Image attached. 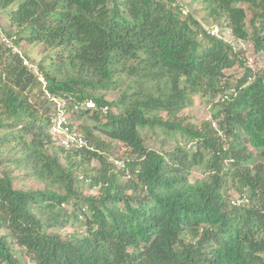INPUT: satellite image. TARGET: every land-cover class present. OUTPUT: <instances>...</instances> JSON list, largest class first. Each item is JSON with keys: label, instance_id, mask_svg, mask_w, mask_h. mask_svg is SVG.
Masks as SVG:
<instances>
[{"label": "trees", "instance_id": "obj_1", "mask_svg": "<svg viewBox=\"0 0 264 264\" xmlns=\"http://www.w3.org/2000/svg\"><path fill=\"white\" fill-rule=\"evenodd\" d=\"M193 1L218 35L179 0H0V264H22L15 246L29 264H264V70L224 38L264 55V0ZM21 34L51 53L50 71L8 47ZM236 66L246 70L232 85ZM192 96L215 104L219 129L179 117ZM57 100L99 123L86 127L93 150L54 147ZM147 127L185 140L171 161L146 144ZM94 130L121 144L123 168ZM7 163L46 188L16 189ZM199 166L207 177L191 182Z\"/></svg>", "mask_w": 264, "mask_h": 264}, {"label": "rangeland", "instance_id": "obj_2", "mask_svg": "<svg viewBox=\"0 0 264 264\" xmlns=\"http://www.w3.org/2000/svg\"><path fill=\"white\" fill-rule=\"evenodd\" d=\"M180 3L183 6L184 15L187 16L189 13L190 15H194L195 18H197L201 23L206 24L207 30L211 31V28L213 27L214 23L209 21L207 24L204 20V17L206 13L203 10V7L199 4L194 2L193 0H179ZM0 24L3 26V28H8V16L7 14L0 11ZM215 29V28H213ZM218 35V34H217ZM221 36V35H219ZM218 36V37H219ZM20 40L19 44L16 43L17 40ZM224 38L227 41H235V44H237L238 49L241 50L243 53V57L245 59V67L252 68L255 71H258L259 69L264 70V55L262 53H257L255 51V48L251 42H240L235 40L230 31L225 32ZM8 47L12 48L15 53H18L22 57L26 58L28 60V63L30 65H33L35 68V73L38 72L37 66H43L46 68V71H50L49 67L51 65V61L49 59L51 55L50 52H46L45 48L40 44H30L26 41L25 35H17L14 39H11V43L8 44ZM245 67L241 70V67H235L230 70H226L225 72V79H230L232 85L235 84V82L239 79V77H242L245 73ZM42 76V75H40ZM135 78V77H134ZM132 78V79H134ZM126 76L122 75V78L120 79L123 84H121L120 88L108 92L106 96L110 100H116L121 95V88H124V84H127L128 82L125 80ZM44 87V84H43ZM57 104V107L60 104H63V101L57 100L55 102ZM186 108L182 110L179 113V117H188V121L196 125L197 127H201L204 123H210L212 121L213 127L219 129V121L214 119V115L217 114L218 109L216 108L214 103H209L206 99L201 101V99L198 96H192L190 100L187 101ZM67 107V106H66ZM68 109V116L70 118L69 125L70 128L77 132L79 135H81L86 140L88 145H90V136L86 132V127H92L95 128L99 125V123L93 118V115H87V116H81L80 114H73L74 110L73 108ZM166 115L167 119H171L167 116L166 113H160L159 116L164 117ZM55 117L51 119V128H50V136L53 141L54 147H59L60 145V139L65 138V135H62L58 133V128L55 126ZM95 135L101 136V143L102 145H99V151L103 153L107 159L108 163H113L117 166V169L120 170L123 168L124 162L128 159V156L125 153V150L122 149L121 144L117 141H110L100 133L99 130H94ZM142 136L146 141V144L165 155L166 159L168 161L170 160V153H172L175 150V147L179 143H184L185 140L181 136H176L175 138H168L160 129L151 130L149 127H147L145 130L142 131ZM220 136H223V139L226 141L228 138H226L225 134L223 132H220ZM89 141V142H88ZM246 144V142H245ZM91 146V145H90ZM190 146L191 149H190ZM246 146H248L246 144ZM92 147V146H91ZM93 148V147H92ZM54 150L52 146L48 148V151L50 153L54 154ZM187 150H194L196 151L195 144L191 145L190 143L187 146ZM5 160L6 162L10 159H12L11 156L14 154L12 152H9L8 150L5 153ZM61 157V156H60ZM256 160V159H255ZM254 160V161H255ZM8 164V163H7ZM5 164L1 167L2 171L8 170L10 172V175L13 179L14 187L18 190L23 191H38L41 189H45L46 185L45 183L34 179L31 176H28V170H24L22 168H19L18 165L13 164ZM33 165V162H29L26 165H22L23 168H27ZM176 165V164H175ZM101 167L100 162L97 160H93L91 164L89 165V171H91L92 174H94L96 171H92L95 169H99ZM206 172L201 169V167H190V175L189 179L191 182H196L201 179H205L207 176L205 174ZM96 174V173H95ZM77 186V185H76ZM227 190V196L231 201H235L236 203H242V198H240L241 194L238 191V188L236 184L232 182L231 179L228 180V183L225 185ZM84 194H90V193H97V190H89L88 188H85L82 190ZM17 249V257L19 258L20 262L22 264H29L26 252L23 249H19V247H14Z\"/></svg>", "mask_w": 264, "mask_h": 264}, {"label": "built area", "instance_id": "obj_3", "mask_svg": "<svg viewBox=\"0 0 264 264\" xmlns=\"http://www.w3.org/2000/svg\"><path fill=\"white\" fill-rule=\"evenodd\" d=\"M211 33L217 35L218 28L211 29ZM55 119V126L58 128V133L65 135V138L60 139L61 146L65 147L67 150H71L74 148L81 149L87 146V141H84L81 135L70 128L64 111L59 110V113Z\"/></svg>", "mask_w": 264, "mask_h": 264}, {"label": "clouds", "instance_id": "obj_4", "mask_svg": "<svg viewBox=\"0 0 264 264\" xmlns=\"http://www.w3.org/2000/svg\"><path fill=\"white\" fill-rule=\"evenodd\" d=\"M41 80L44 82V79L43 78H41ZM63 101V100H62ZM90 105H92V106H90ZM87 106L89 107V108H94L95 107V105L94 104H87ZM59 110H62V111H64V113H65V116L67 117V121H68V119H69V121H70V118H69V116H68V109H67V107H66V103H65V101H63V104H60L58 107H57V112H56V114H55V118H56V116L58 115V113H59ZM68 121V122H69ZM60 147H62V148H64L65 150H67L65 147H63V146H61V145H59ZM87 146L89 147V145H88V143H87ZM76 149V148H75ZM71 150H73V149H71ZM92 150H93V148H92ZM69 151V150H68Z\"/></svg>", "mask_w": 264, "mask_h": 264}]
</instances>
